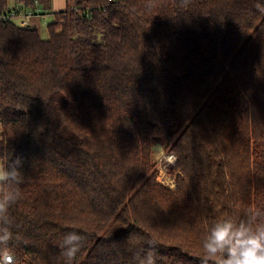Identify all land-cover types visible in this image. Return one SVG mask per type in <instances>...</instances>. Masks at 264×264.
<instances>
[{
    "label": "trees",
    "instance_id": "1",
    "mask_svg": "<svg viewBox=\"0 0 264 264\" xmlns=\"http://www.w3.org/2000/svg\"><path fill=\"white\" fill-rule=\"evenodd\" d=\"M64 3L47 39L0 22V164L25 178L5 251L66 264L76 230L72 264H139L147 239L155 264H202L216 222L264 210V0Z\"/></svg>",
    "mask_w": 264,
    "mask_h": 264
},
{
    "label": "clouds",
    "instance_id": "2",
    "mask_svg": "<svg viewBox=\"0 0 264 264\" xmlns=\"http://www.w3.org/2000/svg\"><path fill=\"white\" fill-rule=\"evenodd\" d=\"M21 166V157L15 159L11 168L0 166V264H6L5 249L13 239L10 208L21 197L18 186L25 181ZM84 239L76 230L64 235L60 248L66 264H72ZM145 245L147 251L139 258V264H155L156 241L147 239ZM201 246L202 264H264V210H249L243 218L219 220L210 228Z\"/></svg>",
    "mask_w": 264,
    "mask_h": 264
},
{
    "label": "rangeland",
    "instance_id": "3",
    "mask_svg": "<svg viewBox=\"0 0 264 264\" xmlns=\"http://www.w3.org/2000/svg\"><path fill=\"white\" fill-rule=\"evenodd\" d=\"M9 5L14 4V0H7ZM58 5V7H57ZM65 7L64 0H49L47 5V20L41 24V26L38 27L39 33L41 35L42 39L48 38V32H47V24L54 21V13L55 11L62 10ZM154 155L156 160V168L158 169V175H157V181L164 185L165 187L170 188L171 190H174L176 188V174L175 172H172V168L175 166L176 163H170L166 160L168 156H175L174 154L170 152H164L162 146L156 145L154 147ZM176 158V156H175ZM177 160V158H176ZM1 166V164H0Z\"/></svg>",
    "mask_w": 264,
    "mask_h": 264
},
{
    "label": "built area",
    "instance_id": "4",
    "mask_svg": "<svg viewBox=\"0 0 264 264\" xmlns=\"http://www.w3.org/2000/svg\"><path fill=\"white\" fill-rule=\"evenodd\" d=\"M33 18H42L43 21H46V15H42V11L37 6L36 10H26L23 11L20 5H17L14 10L0 11V22L12 20L17 23L18 26L26 28L31 26L30 20ZM49 24V23H48ZM166 160L170 163H176L175 156H168ZM6 261V264H14L13 258L7 254L3 257Z\"/></svg>",
    "mask_w": 264,
    "mask_h": 264
},
{
    "label": "crops",
    "instance_id": "5",
    "mask_svg": "<svg viewBox=\"0 0 264 264\" xmlns=\"http://www.w3.org/2000/svg\"><path fill=\"white\" fill-rule=\"evenodd\" d=\"M57 7H58V5H57ZM64 9V8H63ZM45 10V15L47 14V9H44ZM59 11H61V10H59ZM55 12H58V11H55ZM46 18H47V15H46ZM47 20V19H46ZM43 21V19L42 18H33V19H31L30 20V24L33 26V27H36V28H38L39 26H41V24L43 23L42 22ZM45 22V21H44ZM48 25V24H47ZM46 28H47V26H46ZM0 133H1V126H0Z\"/></svg>",
    "mask_w": 264,
    "mask_h": 264
}]
</instances>
